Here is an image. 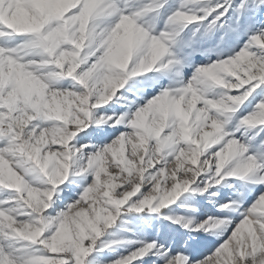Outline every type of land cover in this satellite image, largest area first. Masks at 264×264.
<instances>
[{
  "label": "snow or ice",
  "instance_id": "6c2138e0",
  "mask_svg": "<svg viewBox=\"0 0 264 264\" xmlns=\"http://www.w3.org/2000/svg\"><path fill=\"white\" fill-rule=\"evenodd\" d=\"M0 264H264V0H0Z\"/></svg>",
  "mask_w": 264,
  "mask_h": 264
}]
</instances>
